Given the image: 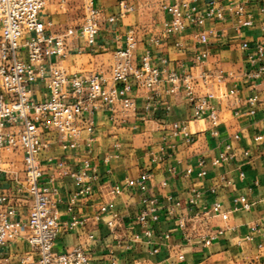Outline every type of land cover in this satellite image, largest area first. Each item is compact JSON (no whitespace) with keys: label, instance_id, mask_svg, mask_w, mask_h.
<instances>
[{"label":"crops","instance_id":"0c3cea01","mask_svg":"<svg viewBox=\"0 0 264 264\" xmlns=\"http://www.w3.org/2000/svg\"><path fill=\"white\" fill-rule=\"evenodd\" d=\"M207 1L195 0L194 4L203 11ZM230 1L236 0H215L224 8L223 20L204 19L201 25L190 22L181 35L175 36L166 35L163 31L166 14L160 5L174 4L176 0H93L102 19L96 45L88 48L81 38L75 39L74 43L84 52L67 51L63 62L67 71L108 76L113 52L124 45L128 31H132L137 42L136 56L150 48L154 65L191 73L196 78L197 92L210 94L209 101L216 110L217 125L212 126L206 119H193L192 104L186 99L183 88L173 89L166 81L155 88L156 102L151 109L145 110L147 93L136 89L130 78L132 90L128 97L133 99L134 107L124 111L119 104L115 105L113 118L106 109L94 111L91 117L94 132L88 152L83 140L77 149L60 150L55 135L46 134L45 139L51 141V145L41 158L45 169L43 180L52 175L62 197L61 225L54 251L63 252L81 246L89 254L88 264L111 261L114 264H168L169 261L174 264H264V228L258 232L251 228L254 223L264 221V79L246 77L253 70L247 61V53L264 41V13L259 11L262 5L259 0H244L253 23L237 27L236 17L228 13ZM121 2L129 10H122ZM76 6L81 9L79 18L73 16ZM120 11H123V16L114 22L104 20L110 15L117 16ZM82 15L79 0H69L64 5L53 0L43 12L52 33L77 26ZM209 29L215 33L208 35L205 44L200 43L199 34ZM152 38L158 39L157 45L151 43ZM243 41L249 44L247 52L240 48ZM175 42L180 43L179 47ZM204 49L207 50L206 59L197 61L198 53ZM161 59L165 62L162 63ZM261 63L264 65V56ZM201 73L206 76L205 82L198 77ZM36 95L43 96V91ZM250 96L256 98L252 107L246 104ZM250 109L254 110L253 114L249 113ZM237 110L239 114L235 115ZM89 120L86 115H80L77 124L83 128ZM173 124L178 128L184 127L191 141H186L182 132L173 135ZM214 130L216 133L212 134ZM256 135H262L263 139L255 141ZM228 145L230 148L226 149ZM220 153L229 156L217 165L212 164ZM48 156L55 159L66 157L72 168L79 167L82 160L88 158L97 169L98 179L92 185L91 194L78 197L71 212L66 210V206L75 191L74 185L47 162ZM15 168H20L18 161ZM200 171L205 174L198 176ZM145 173H149L150 178L144 192L135 186H125V179H136ZM18 176L22 178V173L18 172ZM115 184L121 187V193L111 195L109 190ZM211 187H215L214 193L209 191ZM194 189L202 191L196 202L197 209L218 201L221 209L229 212L224 222L212 219V229L223 230L207 247L197 241L187 242L177 230L175 219L168 218L162 208L167 196L186 205ZM1 190L11 196V202L24 219L28 199L23 193L15 192L11 175L2 174ZM241 194L251 203L248 211L232 208L231 198ZM146 197L157 201L158 220H148L142 227L136 216L149 207L144 202ZM102 206L106 207L105 211L100 210ZM177 213L186 215L190 212L184 208ZM72 215L88 220L83 226L68 230L63 224ZM145 229L156 234L169 232L170 237L146 238ZM246 236L251 239L247 240ZM153 248L158 252L151 255L149 252ZM9 249L11 264H19L18 257H32L20 239L10 243ZM177 253L183 254V260L176 259Z\"/></svg>","mask_w":264,"mask_h":264},{"label":"built area","instance_id":"2783aa9c","mask_svg":"<svg viewBox=\"0 0 264 264\" xmlns=\"http://www.w3.org/2000/svg\"><path fill=\"white\" fill-rule=\"evenodd\" d=\"M52 1L0 0V264H11L9 245L18 239L26 244L32 255L30 259L18 257L19 264H88L89 254L81 246H74L63 252L53 249L60 231L62 197L52 175L43 180L45 169L41 158L51 145L45 135L53 133L58 148L63 151L77 149L83 140L88 152L94 132L91 119L94 111L106 109L113 118L115 105L119 104L124 111L134 107L133 99L128 97L132 90L130 78L136 89H143L147 93L145 110L151 109L156 102L153 94L155 88L166 81L173 89L183 88L186 99L192 104L193 119H206L212 126L217 125L216 110L209 101L210 94L197 92L196 78L191 73L168 69L165 65H154L150 48L136 56L137 42L133 39L132 31H128L124 45L113 52V64L108 76L78 70L67 71L63 64L67 51L73 49L76 54L84 52L74 43L75 39L81 38L88 48L96 45L97 32L102 23L101 12L93 0H79L83 9L81 22L77 26L66 27L62 32L52 33L48 30L50 23L43 18V12ZM55 1L64 5L69 0ZM194 1L176 0L174 4L160 5V9L166 14L163 22L166 35H181L190 22L201 25L204 19H224V8L216 4L215 0H208L203 11H199ZM259 1L262 3L259 11L264 13V0ZM120 6L122 10H129L123 2ZM228 13L236 17L237 27H247L253 23L244 0L230 1ZM122 16L123 11H120L117 16L110 15L104 20L112 23ZM214 33L213 29L200 33L199 42L205 44L208 35ZM158 42L157 38L151 39L153 45ZM179 45V42H175V46ZM240 48L246 52L250 50L247 41H243ZM263 56L264 41H261L247 53V61L253 67L246 74L248 79H264V65L261 63ZM206 57L207 50L204 49L198 53L196 60L202 61ZM161 62L164 63L165 60L161 59ZM198 77L205 82L206 76L203 73ZM40 90L43 91V96L38 97L36 93ZM255 101L256 98L250 96L246 99V104L252 107ZM249 113L253 114L254 110L250 109ZM234 114L238 115L239 111ZM80 115H86L90 119L83 128L77 124ZM179 132L183 133L186 141H191L184 127L178 128L177 124H173V135ZM215 133V130L212 131V134ZM83 134L86 137L83 138ZM234 138L237 139L238 135L235 134ZM261 139L262 135L254 137L255 141ZM229 148V145L226 146V149ZM244 155H248V152H244ZM228 156L227 153H220L212 164L217 165ZM46 160L74 185L75 191L66 206V210L71 212L78 197L91 194L92 185L98 179L97 169L88 158H84L77 168H72L66 157L55 159L48 156ZM16 161L20 163L19 169L15 168ZM18 172L22 173V178H19ZM2 174L11 175L15 192L23 193L28 199L24 219L11 202V196L1 190ZM197 174L202 176L205 172ZM149 178L150 174L145 173L136 179H125L124 184L127 187L135 186L144 192ZM209 191L214 193L215 187H211ZM120 193L121 187L117 184L109 190L111 195ZM201 194V190L194 189L186 205L167 196L162 208L168 218L175 219L177 230L187 242L197 241L207 247L223 230L212 229V219L218 218L224 222L228 219L229 212L222 210L218 201L212 202L209 207L197 209L196 202ZM144 202L149 207L142 209L136 216V221L142 227L147 225L148 220H158L157 201L146 197ZM231 204L233 210L240 211H248L251 206L242 194L232 197ZM184 208L190 213L178 215L177 211ZM100 210L105 211L106 207L102 206ZM87 220L72 215L63 226L73 230L83 226ZM251 228L255 232L260 231L264 228V221L254 223ZM144 236L167 239L170 233L156 234L145 229ZM245 238L251 239L250 236ZM157 252L158 249L153 248L149 254ZM183 258L182 253H177V260L181 261ZM168 264L174 263L169 261Z\"/></svg>","mask_w":264,"mask_h":264},{"label":"rangeland","instance_id":"374dc122","mask_svg":"<svg viewBox=\"0 0 264 264\" xmlns=\"http://www.w3.org/2000/svg\"><path fill=\"white\" fill-rule=\"evenodd\" d=\"M75 5V4H74ZM77 8H74V10H73V16L75 17V18H79L80 16H81V9L78 7V6H76ZM76 9V10H75Z\"/></svg>","mask_w":264,"mask_h":264}]
</instances>
